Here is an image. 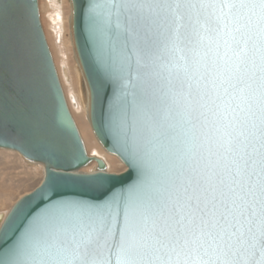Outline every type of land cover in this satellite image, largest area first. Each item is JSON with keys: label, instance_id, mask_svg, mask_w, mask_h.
Returning a JSON list of instances; mask_svg holds the SVG:
<instances>
[{"label": "snow or ice", "instance_id": "snow-or-ice-1", "mask_svg": "<svg viewBox=\"0 0 264 264\" xmlns=\"http://www.w3.org/2000/svg\"><path fill=\"white\" fill-rule=\"evenodd\" d=\"M35 0H0V137L46 177L0 211V264H264V0H80L98 136L132 185L87 161L35 26ZM29 16L32 23H29Z\"/></svg>", "mask_w": 264, "mask_h": 264}, {"label": "rangeland", "instance_id": "rangeland-1", "mask_svg": "<svg viewBox=\"0 0 264 264\" xmlns=\"http://www.w3.org/2000/svg\"><path fill=\"white\" fill-rule=\"evenodd\" d=\"M39 2L46 36L62 79L64 91L85 139L87 149L90 154H97L105 159L109 172L121 173L126 169L125 165L102 149L89 125L86 110L79 105L75 75L76 58L69 29L70 2L69 0H60L59 3L56 0H39ZM64 68L68 71L70 79L68 83L63 74ZM72 98L76 99L78 105H74ZM42 168V165L31 167L19 154L0 149V211L10 207L16 200L41 184L44 177ZM94 168L95 164H91L83 170L90 172Z\"/></svg>", "mask_w": 264, "mask_h": 264}, {"label": "water", "instance_id": "water-1", "mask_svg": "<svg viewBox=\"0 0 264 264\" xmlns=\"http://www.w3.org/2000/svg\"><path fill=\"white\" fill-rule=\"evenodd\" d=\"M69 2L71 6V21H70L71 37L73 40L74 51H75L76 59L78 61V66H79L80 80H81V85H80L81 95L84 101H89L88 117H89L92 132L96 140L98 141L99 145L102 147V149L106 153L118 158L121 161V163H123L126 167V169L121 173L109 172L108 165L102 157H98L88 152L84 138L80 132L77 122L69 107L68 100L66 98V94H65L62 81L60 78V74L58 72V68L56 66V63H55V60H54V57H53V54H52V51H51V48L48 42V38L46 36V32H45L42 19H41L40 2L39 0H35L36 5L38 6L35 26L39 31V35L46 49L47 64L50 66V70L54 73L56 82L58 84L60 93L62 95V101H63L61 105V110L54 113L53 118L56 120L57 123H62L65 118L70 119L72 127L75 129V134L78 136L79 142L82 144L84 155L87 157V161L75 160L70 155H66L60 159L59 161L60 168L58 169V171L61 172L63 175H66L70 178L66 181L64 187H62L61 193L63 196H67L69 198L76 195V196H80L81 198L90 199V198H95V197L100 196V193L74 182L71 179V177L75 176L77 172L79 173L98 172L100 169V165L102 163L104 165V169H103L104 174H108L114 177L113 185L117 189L121 187L129 186L135 183L136 178H137V173H136L135 168L130 167L129 164L125 161L121 153V150L119 148V145H116L113 142V140L106 135L104 136L97 135V130L94 127V125L97 123V117L94 116V105L98 107V101L96 99V96L94 95L92 84L90 82V78H89L90 74L85 69V60L87 59L90 61V56H89L90 45L88 44V34L86 31V20H85V15H84V9L81 8L79 11H77V9L74 7V5L79 3L80 0H69ZM27 3L29 4L32 3V0H27ZM28 22L32 23L30 16H29ZM0 149L15 152L19 154L29 164L42 165L44 167V177H43L41 184L44 182L45 177H46V168L43 162L39 160H31V159L26 158L25 155L16 148L12 139L0 137ZM94 163L96 165L92 171L86 172L83 170ZM41 184L37 188H39ZM32 192L33 191H31L30 193Z\"/></svg>", "mask_w": 264, "mask_h": 264}, {"label": "bare ground", "instance_id": "bare-ground-1", "mask_svg": "<svg viewBox=\"0 0 264 264\" xmlns=\"http://www.w3.org/2000/svg\"><path fill=\"white\" fill-rule=\"evenodd\" d=\"M57 1V3H59L60 2V0H56ZM55 2V1H54ZM62 2V1H61ZM56 4V3H55ZM56 6H57V4H56ZM59 6H60V4H59ZM58 7V6H57ZM70 9H71V6H70ZM70 21H71V10H70V18H69V27H70ZM59 27H60V25H59ZM70 29V34H71V27L69 28ZM71 40H72V37H71ZM72 44H73V40H72ZM73 49H74V45H73ZM75 52V51H74ZM75 58H76V55H75ZM55 60V59H54ZM76 72V79H77V91H78V98H79V105L81 106V108H83V109H85L86 110V113H87V117H88V112H89V101H84L83 100V98H82V95H81V88H80V85H81V80H80V72H79V66H78V61H77V59H76V70H75ZM59 72V71H58ZM63 74H64V77H65V80L67 81V83L70 81V79H69V75H68V71H67V69L66 68H64L63 69ZM60 78H61V76H60ZM61 81H62V79H61ZM63 85V84H62ZM66 94V93H65ZM66 98H67V100H68V97H67V94H66ZM73 99V98H72ZM73 103H74V105H78V102L76 101V99H73ZM68 104H69V107H70V109H71V106H70V102H69V100H68ZM71 111H72V109H71ZM82 112L84 113V111L82 110ZM72 114H73V112H72ZM74 116V115H73ZM75 118V117H74ZM76 120V119H75ZM88 121H89V117H88ZM78 125V124H77ZM89 125H90V121H89ZM91 127V126H90ZM80 129V128H79ZM80 132H81V130H80ZM81 134H82V132H81ZM83 136V135H82ZM84 138V137H83ZM84 141H85V139H84ZM85 144H86V142H85ZM87 147V146H86ZM89 152V151H88ZM100 154V153H99ZM98 154V155H99ZM95 155V154H94ZM96 156H97V154H96ZM98 157H101V156H98ZM104 159V158H103ZM105 160V159H104ZM29 166H33V167H36V166H39V165H32V164H29V163H27ZM95 164V163H94ZM96 165V164H95ZM43 167V166H42ZM42 172H43V174H44V167L42 168Z\"/></svg>", "mask_w": 264, "mask_h": 264}]
</instances>
